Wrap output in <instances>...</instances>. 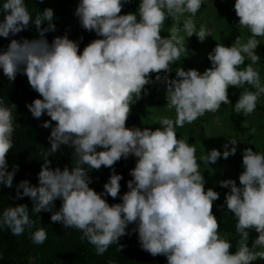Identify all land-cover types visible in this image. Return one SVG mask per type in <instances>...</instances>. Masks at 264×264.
<instances>
[{"label": "clouds", "instance_id": "9594fccd", "mask_svg": "<svg viewBox=\"0 0 264 264\" xmlns=\"http://www.w3.org/2000/svg\"><path fill=\"white\" fill-rule=\"evenodd\" d=\"M42 2V0H41ZM129 0H79L75 10L81 27L95 32L100 39L91 41L80 52L77 42L67 35L55 37L51 44L44 38L55 30L52 9L35 17L39 39H12L6 50H0V70L9 81L17 74L27 78L29 86L42 99L26 105L33 118L46 114L50 121L42 127L51 128L50 149L38 173L39 186L27 180L17 185L16 199L28 197L37 215L51 212L54 201L60 200L58 211L51 215L53 222L66 229L82 232L81 239L103 255L110 245L127 235L130 224L142 249L152 256H164L167 264H251L264 259V153L245 148L242 152L243 171L239 187L234 180L220 182L229 188L225 205L236 220L235 233L241 237L236 251L227 236L219 233L220 224L213 214V202L219 194L205 190L200 162L205 165L235 155L237 140L229 139L223 153L212 149L197 161L196 147L187 139L178 138L176 129L192 124L207 112L216 113L221 105H229V87L243 88L234 105L237 113L251 115L259 98L264 95L260 72L253 65L260 57L256 49L264 38V0H235L234 11L239 26L250 33L246 42L237 36L231 46L216 43L208 53L211 67L202 74L182 67L169 79L171 64L187 54L185 37L179 27L163 37L168 19L189 14L195 17L204 0H139L136 13L121 15ZM0 37L26 30L33 24L25 0H4L0 5ZM46 24L47 27L41 26ZM187 37L196 31L192 18L183 23ZM200 41L207 36L204 29L196 35ZM246 58L251 61L246 67ZM161 72L166 88L169 109L176 118H161V127H126L133 99L141 98L145 86L153 83L150 74L160 81ZM245 85L250 87H245ZM15 108V105H12ZM12 108L0 99V185L11 188L17 170L8 171L7 154L14 147L15 131ZM55 122V126H51ZM247 126V125H245ZM255 128L252 129L254 134ZM61 145L73 149L75 166L51 169L48 157ZM97 149H103L97 151ZM137 158L130 170L128 191L121 203L109 205L105 195L115 200L120 193L122 176L113 172L104 191L97 193L89 187L87 173L102 166L113 168L122 158ZM86 166V167H85ZM23 190L22 193L20 190ZM27 205L10 206L0 215V228L14 236L31 227ZM258 235L249 247L244 243L249 231ZM34 244L47 239L41 227L32 234Z\"/></svg>", "mask_w": 264, "mask_h": 264}, {"label": "trees", "instance_id": "16d2710c", "mask_svg": "<svg viewBox=\"0 0 264 264\" xmlns=\"http://www.w3.org/2000/svg\"><path fill=\"white\" fill-rule=\"evenodd\" d=\"M4 0H0V5ZM29 12L33 17V24L26 30L10 35L8 38L0 37V50H6L12 39L34 40L39 39L38 30L34 25L35 17L42 13L45 9H52L54 13L53 23L55 30L47 32L45 39L51 44L55 37H67L77 42L80 52L91 41L100 39L95 32L84 30L79 18L75 14V10L79 4V0H25ZM139 5V0H129L123 5L121 15L128 13H136ZM3 17L0 16V20ZM47 27L46 24L41 26ZM163 37L168 34L161 32ZM256 54L260 57L259 62L264 70V41L256 49ZM178 63L171 64V71L167 75L170 76L177 69ZM156 74H150V79L153 83L146 85L145 90L141 94V98L136 101L133 99L131 114L126 121V127H138L143 129L149 127L144 124L150 110L158 105V81L155 80ZM161 77L165 73L159 74ZM264 97V95H262ZM0 99L4 100L6 107L12 108V116L14 119L15 131L13 133L14 147L7 154L6 160L8 171H12L16 167V171L12 181V187H4L0 185V215L10 206H18L21 204L27 205L29 208V217L33 220L31 227H26L23 234L14 236L7 228H0V264H167V259L164 256H152L144 251L139 243L138 234L136 233V224L128 225L126 229L127 235L121 237L118 241L119 245H123L121 251L118 250V245H110L108 250L103 255H97L95 247L88 243L86 239H81L82 232L75 228H65L59 222H53L51 215L59 210L61 201H54L51 212H41L38 215L31 209L33 203L30 198L23 197L16 199L17 185L23 180H27L31 186H39L38 173L44 164V155L50 149L49 136L51 128L42 127L43 123L50 121V117L46 114L41 118H33L32 114L26 107L31 104L34 99H42L28 84L26 76L17 74L14 81H9L0 70ZM264 112L263 107L256 106L254 112ZM245 116L243 112L232 115V125L243 136L247 137L248 141L253 140V136L249 134V128H242L241 124L246 122L254 114ZM51 126H55V122H51ZM153 130L158 128L150 126ZM103 149H97L102 151ZM254 151V148H252ZM257 152L264 153V147L256 149ZM73 149L68 145H61L59 150L48 157L51 169L60 168L63 170L68 167L71 170L75 166L73 159ZM137 158L129 156L127 159L122 158L116 162L113 168L101 167L99 170H91L87 173V178L91 181L89 187L97 193L104 191L103 185L108 182L110 175L115 172L122 176L120 183V193L113 200L110 196L105 195L103 198L107 200L109 205L121 203L120 197L127 191V182L132 179L129 175L130 170L135 167ZM86 167V166H85ZM22 193V189L20 190ZM213 214L216 216L220 224L219 233L221 236H227L231 240L233 247L230 252L233 254L236 251L235 245L241 239L235 235L236 220L229 216L219 208L213 209ZM43 227L47 232V239L43 244L37 245L32 241V234ZM247 245L248 239L244 240Z\"/></svg>", "mask_w": 264, "mask_h": 264}, {"label": "rangeland", "instance_id": "374dc122", "mask_svg": "<svg viewBox=\"0 0 264 264\" xmlns=\"http://www.w3.org/2000/svg\"><path fill=\"white\" fill-rule=\"evenodd\" d=\"M234 3L235 0H204L202 7L195 17H190L186 13L176 20L170 18L165 22L163 32L167 33V36L171 34L170 29L172 27H179L181 29L179 35L185 37V45L188 53L186 55L182 54L180 59L174 62L178 63L177 69L180 67L185 71L195 69L202 74L206 69L211 67L207 56L214 49L216 43H222L228 47L234 43L237 36L242 37L243 42L247 41L250 33L247 29L238 25L239 19L234 11ZM189 18L193 19L196 27V31L191 37H187L183 30V23ZM200 29H204L207 34L203 41H200L196 36ZM257 39H260L261 42L264 41V38L258 37ZM249 63L251 61L246 58L245 64L241 68L246 67ZM253 67L259 70L261 83L264 84L263 66L258 61ZM177 69L172 75L168 76L169 79H176L175 72ZM245 87L250 86L245 85ZM166 88L167 85L163 77H161V80L158 81V105L150 110L148 117L144 121L146 126L161 127L159 121L164 117L175 120V109H169L167 107ZM243 91V88L229 87L228 96L231 101L229 105L222 104L216 113L207 112L194 123L185 124L184 127L176 129L178 138L187 139L189 144L195 145L198 162L202 156L206 155L212 149L223 153L226 150L224 145L228 144L229 139L237 140L235 155H230L227 159L221 156L214 164L209 163L205 165L203 162H200V171L206 182L204 185L205 190L211 188L219 194V199L213 202V209L219 208L232 218H234L233 214L227 210L225 205V194L229 193L230 189L220 187V182L231 179L236 181L239 187L238 177L244 170L241 155L243 150L245 148H254V151L257 152L256 149L264 147V112H254L251 118L241 124L242 128H249V134L253 136L252 141H248L247 137H245L247 135H241L232 125L231 117L237 113L234 110V105ZM257 106L264 108L263 96L259 98ZM253 128L256 129L254 134L252 133ZM232 147L233 145L228 144V150ZM257 235L254 230L249 231L247 237L249 241L247 245L249 247L252 246ZM236 236L237 234L235 233L231 239H234ZM256 250L261 251L264 249L257 248ZM251 264H264V259L257 258Z\"/></svg>", "mask_w": 264, "mask_h": 264}]
</instances>
